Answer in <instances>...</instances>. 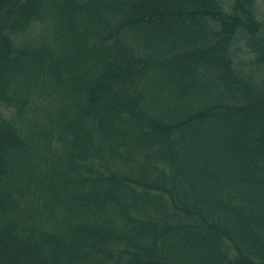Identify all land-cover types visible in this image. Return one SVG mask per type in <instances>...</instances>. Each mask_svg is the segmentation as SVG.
I'll return each mask as SVG.
<instances>
[{
  "label": "trees",
  "instance_id": "1",
  "mask_svg": "<svg viewBox=\"0 0 264 264\" xmlns=\"http://www.w3.org/2000/svg\"><path fill=\"white\" fill-rule=\"evenodd\" d=\"M0 264H264V0H0Z\"/></svg>",
  "mask_w": 264,
  "mask_h": 264
},
{
  "label": "rangeland",
  "instance_id": "2",
  "mask_svg": "<svg viewBox=\"0 0 264 264\" xmlns=\"http://www.w3.org/2000/svg\"><path fill=\"white\" fill-rule=\"evenodd\" d=\"M248 42L246 39L241 38L239 41L238 46V55H239V66L242 69H245V71L248 73L249 76H253L254 78H260L262 75V70L259 69L258 65L254 63L252 60L254 58V55L258 54L255 50L254 52H251L249 49H251L250 46H248ZM261 45V44H260Z\"/></svg>",
  "mask_w": 264,
  "mask_h": 264
}]
</instances>
